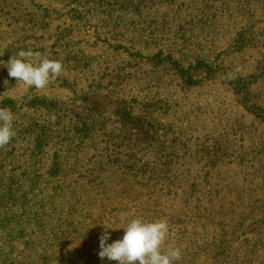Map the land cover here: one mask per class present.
I'll return each mask as SVG.
<instances>
[{"label":"rangeland","instance_id":"1","mask_svg":"<svg viewBox=\"0 0 264 264\" xmlns=\"http://www.w3.org/2000/svg\"><path fill=\"white\" fill-rule=\"evenodd\" d=\"M21 49L64 70L0 64V264H117L99 237L136 217L175 264H264V0H0Z\"/></svg>","mask_w":264,"mask_h":264},{"label":"clouds","instance_id":"2","mask_svg":"<svg viewBox=\"0 0 264 264\" xmlns=\"http://www.w3.org/2000/svg\"><path fill=\"white\" fill-rule=\"evenodd\" d=\"M39 57L33 63L28 57ZM7 68L10 77L17 78L37 89L45 88L51 79L58 76L64 69L59 60L49 59L48 55L39 51L21 49L11 55L8 61L0 62ZM14 113L8 107H0V147L7 145L15 135ZM104 226V225H103ZM99 237L101 259L107 258L117 264H175L181 258V249L164 248L169 234V225L165 219L149 221L142 217L129 220L121 238L108 242L111 232L105 228Z\"/></svg>","mask_w":264,"mask_h":264}]
</instances>
